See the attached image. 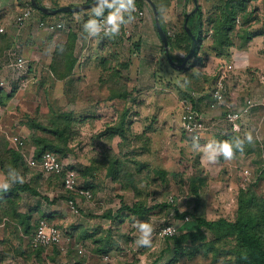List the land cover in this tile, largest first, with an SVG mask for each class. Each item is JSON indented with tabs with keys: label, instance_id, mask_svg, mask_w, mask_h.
I'll return each mask as SVG.
<instances>
[{
	"label": "rangeland",
	"instance_id": "374dc122",
	"mask_svg": "<svg viewBox=\"0 0 264 264\" xmlns=\"http://www.w3.org/2000/svg\"><path fill=\"white\" fill-rule=\"evenodd\" d=\"M4 1L7 5L3 6V9L0 7V27L4 28L2 34L5 33L8 26L7 18L12 13L14 15V11H20L28 3V0L21 3L18 0ZM161 2L169 3L163 11L170 9L173 5L175 12L172 11V13L179 12V20L174 24H166L162 17L163 13L158 16L159 21L166 30V34L172 37L175 31L181 29L185 14L194 9V3L192 0H185L184 12L182 13L183 0H162ZM216 2L217 0H197L198 7L203 13L202 23H205L201 30L202 36H206L208 24L205 20L213 11ZM41 4L48 7L50 2L49 0H42ZM252 8L256 10L252 19L249 20L251 22L247 23L250 27L249 32L254 35L253 38L261 36L264 41V37L261 35L264 32L262 24L264 23V0H255L250 3L248 12ZM60 21L64 24V29L55 32L47 29L43 30L45 28L40 29L35 24L36 22L35 25L26 28V34L24 35L26 38L27 36L31 39L32 37L38 38L41 44L40 50H33L35 44L29 45L28 55L30 56L25 59L31 66L27 86L18 91L13 90L11 100L5 101L0 106V130L3 128L2 132L4 131L10 137H17L16 141L23 142L24 145L21 150L26 155H30V136L32 132L25 125L29 118L47 125L50 111L70 112L73 110L79 112L86 109L94 112L95 110L91 117H87L84 122L79 124L70 145L73 146L74 152L67 153L63 161L61 160L65 165L80 170V168L90 165V158H102L104 149L112 153L118 152L116 146L119 141L118 138H114L113 141L111 140L112 142H107L104 138L97 139L95 136L103 130L106 122L114 119V111L121 110L122 106H125L123 102L116 103L113 106L112 103H103L102 101L109 95L111 88L116 89L117 81L125 86L124 91H130L134 87V56L132 52L128 55L125 54L129 48L127 49V46L122 42L119 45L122 51L119 60H122V63L125 62L123 59L125 55L124 58L129 59V65L127 67H117L116 61L108 60V66L110 68L115 66V69L117 68L119 71L118 75L112 77L111 71L107 67V69L104 67L105 71H103L102 66L99 65L104 57L112 58L114 46L109 43H101L104 35L98 34L95 37L88 36L87 38V36L83 37L79 34L75 42V55L78 58V64L73 81L68 84L57 80L49 74L47 66L55 45L63 44L67 39L69 30L67 29L68 24L65 16L62 15ZM244 23L243 20H239L238 29ZM76 29L80 31L74 25V30L76 31ZM125 30L121 25L117 34L121 33V40L125 38L127 41L126 34L128 32ZM85 40L87 41V48L83 46ZM7 45H10V37L6 35L0 47L3 48ZM170 50V55H174L177 59L180 58L179 55ZM181 53L182 55L186 54ZM29 59H33V61L31 62ZM175 63L178 64L179 62L175 61ZM158 65L163 70H157V79L167 89L157 91L158 94L154 97L153 103L148 104L149 111L145 118L147 120L154 117L156 121L152 125L153 131L149 134L152 140L149 144L151 150L147 154H141V159L148 163L147 167L149 169L145 168L139 176L143 181L138 185V194H134L131 190H119L117 186H114L110 181L103 178L100 172L96 171L92 174V178L89 174L87 176V181L92 184V187L87 189L91 193V199L85 200L73 196L79 206L78 214L71 212L66 205V198H63L54 205L59 215L57 216L58 219L50 222V224L56 225L63 233L62 245L70 248L74 255L86 260V264H231L229 247L217 245V253L210 251L207 255L196 253L191 256L199 243L193 244L189 240L181 244L183 253L172 259L173 254L169 252L171 241H167L159 231L165 224L174 226L175 235L194 231L195 222L188 215L187 219H179L175 216V210L182 214L192 210L195 205V198L189 194L188 184H185L184 180L190 175L205 179L204 186L200 190V203L197 214L208 220L225 218L234 221L240 189L245 190L252 187L258 196L264 198V183L256 180L258 171L264 167V163L258 158L256 147L253 154L239 157L237 165L231 164L233 165L231 170L229 166H222L218 159L219 156L215 161L208 160L204 156L205 152L198 148L197 142L190 140L181 129L179 117L182 106L179 104V97L184 100L188 96L186 94L181 96V92L176 91L175 85L178 82V77L181 80L186 74L173 73L165 68L163 55L160 56ZM196 70L195 72L199 73V70ZM3 76H7L6 80L10 77L6 74V71L0 72V77ZM214 81L215 79H213ZM213 82L209 80V84H213ZM165 83L168 86H165ZM226 86L228 88V78H226ZM180 89L182 90V88ZM11 91L7 89L2 91L3 94H0V98ZM187 92L189 93V91ZM96 101L99 102L96 103ZM96 104H98L97 109H95ZM140 110L146 112L145 107ZM148 124L149 121H146V125ZM141 126L145 125H134L132 132L141 134L143 131ZM104 140L105 142H103ZM143 145V140L137 142L138 147ZM203 156L205 159L202 158ZM157 170H166L167 183H160ZM83 181L80 177L79 184L82 185ZM57 187L51 197L54 196L53 194H59L61 187L59 184ZM46 196L44 195V197ZM60 198L53 199L60 200ZM134 202L145 208L151 207L145 218L120 213L119 218L114 220L123 203L132 204ZM105 215H109L111 218H103ZM136 222H146L153 226L151 247H137L135 241L139 233L135 226ZM71 227H74L73 230L70 229ZM79 227L88 229L90 233L97 231L101 236H105L110 232L112 249L108 255L101 257L89 251L86 244L77 243L75 237L78 235L77 228ZM66 234L71 236L69 240ZM22 246L26 250V254L32 253L29 237L24 238ZM51 256H53L52 248H44L42 251V264H70L71 262V258L67 254L61 255L58 253L54 256V261L50 260ZM9 264L37 263L33 258H30L28 261L11 259Z\"/></svg>",
	"mask_w": 264,
	"mask_h": 264
},
{
	"label": "trees",
	"instance_id": "16d2710c",
	"mask_svg": "<svg viewBox=\"0 0 264 264\" xmlns=\"http://www.w3.org/2000/svg\"><path fill=\"white\" fill-rule=\"evenodd\" d=\"M36 1L39 4L42 0ZM49 1L52 3L51 9L60 7L57 0ZM93 1L94 0H85L83 4H88ZM139 1L141 2V0ZM161 1L162 0H152L158 11V16H161L163 9L167 8L169 4ZM254 1L255 0H217L213 11L209 14L207 20H205L208 24L206 36H202L201 31L205 24L202 23L203 13L201 9L199 8L193 15H189L188 26L197 37V48L193 57L180 70H176L170 66L162 46L161 55L164 56L165 68L173 73L186 74L182 81L183 89L181 90L175 85L177 92H181V96H184L187 91L192 90V87L197 83L200 74H194L192 70L196 66H203V62L206 60L209 53H212L215 57L227 58L231 48L241 50L245 48L247 43L253 38L254 35L249 32L250 27H248L247 23L251 22L249 20L252 19L253 13L256 10L252 8L251 11L248 12V5ZM34 10L43 20L60 15H73V13L47 15L36 9ZM108 10L109 9H105L103 15L108 14ZM77 14L82 15L84 23L90 19L98 18L93 15L92 9ZM239 20L245 22L240 29H238ZM159 22L163 31L166 33L161 21ZM262 24L264 26V23ZM261 35L264 37V32ZM103 38L101 43H109L114 47L113 54L111 55L112 58L104 57L105 60L102 59L99 66H102L103 71H105L104 67H107L111 71L113 77L118 75L119 71L117 68L115 69V66L110 68L108 66V60L116 61L117 67H127L129 65V59H125L122 54L125 62L122 63V60H119L122 53L119 45L122 43V40L118 34L114 36L107 35ZM3 39V34H0V44L3 43ZM168 39L170 42V51L188 52L191 40L185 32L183 25L173 37L168 36ZM76 40V33L69 30L65 43L55 45L51 54L50 63L47 66L49 74L53 78L63 81L64 83L67 82L68 84L73 81L78 64V58L75 55ZM205 43H208L207 47L204 46ZM134 48L137 49V46L134 45ZM3 49L4 47H0V52ZM170 56L174 62L177 61L179 62L178 64L182 62L181 57L177 59L172 54ZM29 69H31V67ZM157 69L162 71V67L159 65ZM157 74L158 72L156 71V77ZM116 86V89L111 88L109 95L106 96L102 102L112 103L113 106L116 105V103L123 102L125 106H122L123 108L121 110L114 111V119L106 122L103 130L95 137L97 139L104 138L107 142L113 141L114 138H118L119 141L116 145L118 152L112 153L104 149L102 158H90V165L80 168L77 172L79 178L81 177L84 180L82 185H80L84 189L92 187L91 182L87 181L88 174L91 176L90 178H92V174L98 171L103 175V178L110 181L114 186H117L119 190H131L137 195L138 185L143 181L139 176L145 168L149 169L147 167L148 163L141 159V154H147L151 150V145L149 144L152 140L149 134L153 131L152 125L156 119L152 117L153 119L149 118L146 120L145 117L147 116H144L140 112V101H138V99H131L132 95L138 93L136 88L133 87L130 91H124L125 86L119 84L118 81ZM0 94H3L2 90H0ZM12 97L13 90L0 98V106L3 105L5 101L11 100ZM98 102L99 101H96V103ZM97 105L98 104H96L95 109H97ZM94 112L86 109L80 110L79 112L73 110L70 112L50 111L47 125L29 118L25 125L32 132L30 143L33 148L35 159H39L44 152H53L58 154L60 160L63 161L67 153L74 152L73 146L70 145L73 141L75 132L78 130L79 124L84 122L87 117H91V114ZM146 121H149L148 125H146ZM138 124L145 125L141 126V129H143L141 134L132 132V127ZM235 138L242 139L245 142L243 144V149L239 150L234 148L233 154L250 155L253 154L254 149L257 148V156L261 162L264 163V143H258L255 140L248 142L245 138L226 134L223 136H216L215 144H222L226 141L231 142ZM105 140L103 142H105ZM140 140L144 141V145L138 147L137 142ZM218 159L223 160L225 158L220 155ZM0 169L9 181V169H14L18 174L20 169L23 171V174L33 173L30 171L31 169H28L25 162H23V156L20 151L12 149L5 143L2 137H0ZM157 171L160 183H167L166 170ZM49 178H51L50 180L59 179L58 176H51ZM39 179V174L34 172L32 174L31 183H14L7 191H3L4 195L0 198V222H4L3 226L10 234L6 236V239L3 240L0 245L15 246L16 249H19H15L16 251L13 253L14 256L25 255L23 257L24 260L28 261L30 258H33L37 264H42V251L44 248L32 249L30 247L32 253L26 254L24 250L21 251L19 242L22 236L32 237L40 220L32 223L30 215L19 214L17 212L20 204L19 193L28 192L35 195V187L38 186ZM184 180L185 184H188L189 194L195 198V205L192 210L182 214H179L177 210H175V216L179 219H183L188 218V215L191 220L195 222V229L194 231L165 237L167 241H171L169 252L173 254L172 259L183 253L181 244L189 240L193 244L199 243L191 253V256L196 253L207 255L210 251H215V253H217V245H224L225 247H229L228 251L231 257V264H264V198L258 196L252 187L246 188L245 190L240 189L237 197V213L234 221H229L225 218L208 220L197 214L200 203V190L204 186L205 179L190 175ZM256 180L257 182L264 183V167L258 171ZM144 185L148 186L146 184ZM67 197H73V195L65 194V198ZM150 209L151 207L145 208L135 202L132 204L123 203L114 220L119 218L120 213L145 218L150 212ZM43 217L42 215L40 218ZM106 217L111 218L109 215L103 216V218ZM46 221L50 223L51 217H47ZM16 225L21 227V234L18 233L15 227ZM77 230L78 235L75 237L77 243L86 244V247L92 253L102 257L107 256L111 251L112 242L110 240V232L105 236H101L97 231L90 233L88 229L82 227L77 228ZM66 236H68V238L71 237L68 234H66ZM13 240H17V242L15 243ZM13 243L14 245H12ZM52 252L53 256L50 257V260L54 261V256L57 255L59 251L53 246ZM67 255L71 258L70 264H86V260L74 255V252L70 248L68 249Z\"/></svg>",
	"mask_w": 264,
	"mask_h": 264
},
{
	"label": "crops",
	"instance_id": "0c3cea01",
	"mask_svg": "<svg viewBox=\"0 0 264 264\" xmlns=\"http://www.w3.org/2000/svg\"><path fill=\"white\" fill-rule=\"evenodd\" d=\"M13 1V0H12ZM20 3L24 2L25 0H18ZM27 1V0H26ZM4 0H0V7L2 9L3 6H6ZM50 5H52L51 1ZM85 0H57V3L60 6L65 5H80L83 4ZM184 5L182 4V13L184 12L185 7V0H183ZM31 5V0H28V3L24 5L20 11H14V15H10L7 19L8 26L6 28L5 33L3 34L5 37L6 35L10 37V45L4 47V49L0 52V72L6 71V74L10 76L8 71L7 65L9 63L10 58L8 57V52L13 51L17 56H22L24 59H28L29 54V45L35 44V49L33 50H40L41 44L39 43L38 38L30 37L24 35L26 34V28L31 25H37L38 21H43L48 23H58L61 22L60 19L62 15L56 17L47 18V20H43L41 16L34 10L32 14V18L26 22V24L22 28H18L15 25V17L22 12L27 6ZM32 6V5H31ZM48 6V7H49ZM135 7H137L141 12H143V17H138L136 14H131L132 19L128 20L127 15H125V23L121 24L124 29L128 32V40L126 41L125 38L122 39L124 45L127 46L128 51H126V55L130 52L133 53V65L135 69V77H134V88H136L135 95L131 96V99H138L140 101V109L145 107L146 112L141 110L140 112L146 116L148 114V104H152L155 100L154 97L157 96V91H165L167 88L164 87L158 81L156 77V71L158 70V61L161 56V49L162 43L157 35L155 24H154V17L152 14L151 9L149 6L141 0H135ZM51 8V7H49ZM150 9V10H149ZM1 11V9H0ZM108 10L107 13H109ZM173 5L171 8L163 11L162 17L166 24H174L177 23L179 20V12L175 14L172 13ZM175 12V11H174ZM80 13V12H78ZM1 17V16H0ZM11 20V21H10ZM58 20V21H57ZM65 20L67 22V29L71 31L74 30V25L76 28L80 29L75 31L77 38L79 34L83 37L87 36L88 34L84 31V18L81 14L73 13L72 16H65ZM55 21V22H54ZM36 22V23H35ZM35 23V24H34ZM38 29V28H37ZM42 29V28H40ZM38 29V30H40ZM46 30V29H43ZM125 30V31H126ZM59 31V30H56ZM79 31V32H78ZM55 32V31H54ZM169 32V31H168ZM178 31L173 33V36ZM121 36V33L118 34ZM172 36V37H173ZM123 37V36H122ZM103 38V37H102ZM32 40V41H31ZM83 45L84 48L88 47L86 44ZM134 45L137 46V49L134 48ZM207 47V43L204 45ZM38 47V48H37ZM83 48V49H84ZM124 54V53H123ZM174 54L181 56V52H175ZM125 56V55H124ZM51 59V55L49 60ZM48 60V61H49ZM29 61H33V59H29ZM50 63V61H49ZM48 63V64H49ZM222 64H228L231 66L230 71L228 72V88H225V97L224 100L220 103L215 105L214 107L211 106L213 103L211 97V89L213 87V79H215V74L218 70V67ZM29 68L31 67L30 64ZM5 69V70H2ZM196 69L199 70L200 76L195 84L192 87V90L186 92L185 94L188 96V99L193 104L194 109L198 113L199 117L201 118V122L206 126L209 125L212 121H220L225 113H232L238 112L241 110L243 103L247 99L259 100L264 92V43L263 38L256 37L252 38L245 48L239 50L237 48H231L229 51V56L225 57H215L212 53H209L206 57V60L203 62V66H196L193 68L192 73H196ZM163 70V68L161 69ZM30 71V69H29ZM158 72V71H157ZM162 75V74H160ZM7 76L0 77V80L6 79ZM212 78V79H211ZM9 79V78H7ZM183 78L180 80L178 77V82L176 83L177 88L183 89L182 81ZM234 81H233V80ZM209 80L213 82V84H209ZM237 82V83H236ZM226 84V83H225ZM14 84L11 83V89L14 90ZM165 86H168L165 83ZM176 88V91H177ZM0 90L5 91L6 89L0 88ZM9 90V89H7ZM188 93V94H187ZM181 99V100H180ZM183 99L179 97V104L182 106ZM217 106V107H216ZM221 107V108H220ZM220 110V111H219ZM180 121V117H179ZM221 122V121H220ZM181 125V122H180ZM182 129V128H181ZM3 128L0 130V137L5 140L12 149L19 150L21 155H26L20 147L17 146V137H10L8 134L2 132ZM224 130V131H223ZM22 131V130H20ZM227 131V132H225ZM23 132V131H22ZM231 134L235 137L246 138L247 135H251L252 140L257 141L258 143H264V116L263 112L259 108L252 109L247 114H242L240 119L236 121L234 124H227V123H220V127L214 129L211 132L203 133L201 139L197 142L198 148L205 152V149L209 144L215 143L216 136H223L226 134ZM30 154H33V148L29 151ZM204 154V153H203ZM23 156V155H22ZM206 157V155H204ZM202 157L205 159V157ZM242 154H233L232 159H223L220 160L222 166L225 167H233L231 164L237 165L239 157L241 158ZM23 162H25V157H23ZM237 167V166H236ZM29 169V168H28ZM228 170V168H227ZM31 172H36L39 174L40 179L38 180V186L35 187L36 194L32 195L28 192L19 193L20 196V204L18 207L19 214H28L31 216V222L34 223L38 220H46L47 217H51V222L56 221L58 219L59 213L55 210V204H57L61 199L65 198V194L62 191V184L60 178L57 180H50L51 178L45 177L43 174L37 172L36 170H30ZM23 171L19 170V175L23 177L25 183H31L32 181V174L33 173H26L23 174ZM4 182L10 181L6 178L3 171L0 169V184ZM60 185L61 190L59 194H53L54 190L57 189V185ZM4 195L3 190L0 189V198ZM44 195H47L44 197ZM56 197H61L60 200L53 199ZM43 218H40L41 216ZM4 222H0V243L6 239V236L10 234V232L3 226ZM16 229L18 233L21 234V227L16 225ZM74 227L70 229L73 230ZM27 236H22L20 239V249L23 251V242L24 238ZM15 243L17 240H13ZM14 245V243L12 244ZM15 246L12 247L10 245H0V264H9V260L14 259H23L22 255L14 256ZM26 251V250H24Z\"/></svg>",
	"mask_w": 264,
	"mask_h": 264
},
{
	"label": "built area",
	"instance_id": "2783aa9c",
	"mask_svg": "<svg viewBox=\"0 0 264 264\" xmlns=\"http://www.w3.org/2000/svg\"><path fill=\"white\" fill-rule=\"evenodd\" d=\"M34 8L29 5L22 10L20 14L15 17V25L18 28H22L27 21L32 18ZM132 14H136L138 17H143V12H141L137 7ZM108 14L98 17L96 20L100 23L106 18ZM37 27L45 28L50 31L62 30L64 29V24L61 22L58 23H46L43 21L37 22ZM4 32V28L0 27V34ZM127 33V32H126ZM99 35H105L102 30ZM129 37L128 34H126ZM173 36V34H172ZM8 57L10 58L7 65L10 77L8 80H0V88L11 89V83L14 84V90H21L27 86L28 75H29V65L22 56H17L13 51L8 52ZM231 66L228 64H222L218 67V70L215 74V81L211 89V97L213 103L211 104L214 107L217 104H220L225 97V88H226V78L227 74L230 71ZM259 108L263 112L264 116V92L259 100L247 99L241 110L238 112L225 113L223 118L220 121H212L209 125H204L201 122V118L193 107L191 101L186 98L182 101V112L180 114L181 128L184 134L194 142H198L201 139L203 133L211 132L214 129L220 126V123H229L234 124L238 121L242 114L249 113L252 109ZM17 146L22 148L23 142L17 141ZM25 157V164L31 170H36L37 172L43 174L45 177L58 176L62 184L63 193L68 195L72 194L73 196H78L84 198L85 200L91 199V193L80 186L79 184V175L75 168L65 165L57 154L53 152H44L39 159H35L33 154ZM246 173V171H245ZM66 205L74 214H78L79 206L77 200L73 197L66 198ZM187 219V218H186ZM159 233L161 236L171 237L175 235V228L170 224H165L160 228ZM63 233L56 226L48 223L46 220H40L39 224L32 235L29 238V245L32 249L37 248H52L55 246L59 254L66 255L68 252V247L62 245ZM69 240V238H68Z\"/></svg>",
	"mask_w": 264,
	"mask_h": 264
},
{
	"label": "clouds",
	"instance_id": "9594fccd",
	"mask_svg": "<svg viewBox=\"0 0 264 264\" xmlns=\"http://www.w3.org/2000/svg\"><path fill=\"white\" fill-rule=\"evenodd\" d=\"M105 9H109L108 15L102 23L96 19H90L84 23V31L90 37L97 36L102 30L105 35H116L121 24L125 23V15L128 20L132 19V12L135 11V0H96V5L92 9V13L95 17H100L105 12ZM248 142H251V135H247L245 138ZM244 140L235 138L231 142H224L222 144H209L205 149L206 158L210 161H215L218 156L222 155L225 159H232L233 149H243ZM10 183L4 182L0 184V189L7 191L14 183H24V179L14 169H9ZM136 229L139 233L135 243L138 248L151 247L152 244V232L153 226L146 222H136Z\"/></svg>",
	"mask_w": 264,
	"mask_h": 264
},
{
	"label": "water",
	"instance_id": "95a60500",
	"mask_svg": "<svg viewBox=\"0 0 264 264\" xmlns=\"http://www.w3.org/2000/svg\"><path fill=\"white\" fill-rule=\"evenodd\" d=\"M142 1L145 2L150 7V9L152 11V14L154 17V24H155L156 32H157V35H158V37L162 43L163 50H164V53H165V56H166L168 63L170 64V66L172 68H174L176 70L182 69L186 65V63L193 57V54L197 48V37H196V35H194L192 33L190 27L188 26L189 15L196 13L198 8H199L197 0H192V2L194 3V9L190 13L188 12L185 14L183 28H184L185 32L188 34V36L190 37L191 43H190V47H189L188 52L186 54L180 56L182 58V62L180 64H176L170 56V53H169L170 42L168 39V35L163 31V29L160 25L159 18H158V11H157L154 3L152 2V0H142ZM31 5L34 9L38 10L39 12H41L43 14L56 15V14H64V13H78V12L93 9V7L96 5V0H94L93 2L88 3V4L65 5V6H60L58 8H54V9H51V8L45 6L44 4H41V3L38 4L36 0H31Z\"/></svg>",
	"mask_w": 264,
	"mask_h": 264
}]
</instances>
